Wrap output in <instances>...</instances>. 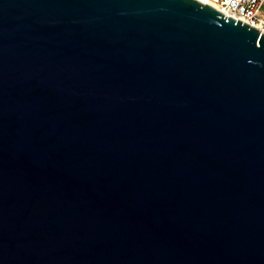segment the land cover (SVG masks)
<instances>
[{
    "label": "water",
    "instance_id": "1",
    "mask_svg": "<svg viewBox=\"0 0 264 264\" xmlns=\"http://www.w3.org/2000/svg\"><path fill=\"white\" fill-rule=\"evenodd\" d=\"M0 264H264V32L0 0Z\"/></svg>",
    "mask_w": 264,
    "mask_h": 264
},
{
    "label": "built area",
    "instance_id": "2",
    "mask_svg": "<svg viewBox=\"0 0 264 264\" xmlns=\"http://www.w3.org/2000/svg\"><path fill=\"white\" fill-rule=\"evenodd\" d=\"M264 32V0H202Z\"/></svg>",
    "mask_w": 264,
    "mask_h": 264
},
{
    "label": "rangeland",
    "instance_id": "3",
    "mask_svg": "<svg viewBox=\"0 0 264 264\" xmlns=\"http://www.w3.org/2000/svg\"><path fill=\"white\" fill-rule=\"evenodd\" d=\"M263 11H264V7H263Z\"/></svg>",
    "mask_w": 264,
    "mask_h": 264
}]
</instances>
